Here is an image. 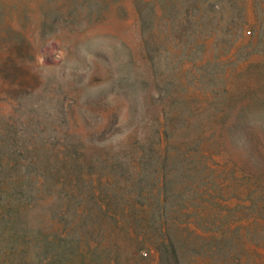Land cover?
I'll return each mask as SVG.
<instances>
[{"label":"rangeland","instance_id":"374dc122","mask_svg":"<svg viewBox=\"0 0 264 264\" xmlns=\"http://www.w3.org/2000/svg\"><path fill=\"white\" fill-rule=\"evenodd\" d=\"M0 264H264V0H0Z\"/></svg>","mask_w":264,"mask_h":264}]
</instances>
